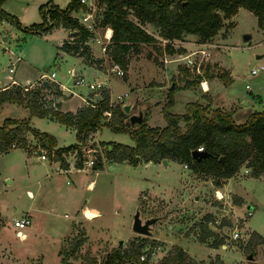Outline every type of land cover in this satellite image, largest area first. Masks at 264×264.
I'll return each instance as SVG.
<instances>
[{"label": "rangeland", "instance_id": "374dc122", "mask_svg": "<svg viewBox=\"0 0 264 264\" xmlns=\"http://www.w3.org/2000/svg\"><path fill=\"white\" fill-rule=\"evenodd\" d=\"M68 1L3 2L2 10L14 16L18 25L0 17V81L9 67L12 71L15 68L14 76L24 72L27 78L53 72L55 80L63 82L77 95H69L66 104L69 110L81 105L80 97H89L94 103L93 94L86 86H69L73 80L67 71L72 68L85 83L99 84L101 91L109 96L112 107L133 101L130 113H135L137 105L146 104L144 123L151 127L165 125L164 108L170 113L182 114L189 102H198L209 110L232 111L236 124L243 123L246 114L264 108V99L252 100V95L264 98V70L254 76L250 74L251 69L264 65V56L256 57L264 54V28L258 26L252 12L239 7L229 20L222 21L221 28L207 42L215 47L222 43L224 48L218 49L217 54V48L207 47L198 70L183 66L182 61L163 62L165 55L167 60L175 56L163 53V42L159 39L130 50L126 74L118 77L111 72L112 64L106 52L105 69H96L84 64L78 56L59 50V39L67 36L60 28L51 35L25 32L41 21L40 6L52 2L64 8ZM96 2L99 14L104 4L101 0ZM146 29L152 32L149 27ZM97 30L100 33L101 30ZM245 35L249 36L248 40H244ZM188 37L183 34L180 40L171 42L181 49L178 53L188 54L199 48L197 36V41ZM93 50L96 55L100 53L96 45ZM22 52L25 64H14L13 59L15 56L21 59ZM90 53L93 54L92 50ZM216 54L229 74L214 59ZM197 77L196 85L182 89L185 82L195 81ZM200 81L205 82L206 89L203 85L201 88ZM171 84L174 90L169 95ZM260 90L263 93H259ZM41 93L43 101L52 98L46 90ZM124 94L122 100L117 99ZM63 96L67 97L66 93ZM45 104L48 107V101ZM13 111L4 110L0 124L4 118L17 114L16 109ZM32 124L52 135L59 148L75 143L74 133L57 123L32 121ZM179 128L182 132L185 130L183 125ZM96 140L90 139L82 153L86 155L88 148L99 150L102 168L97 171L90 168L72 170L68 175L58 173L56 165L49 166L47 156L46 161H41L39 154L30 150L35 149L32 139H26L27 147L12 148L0 154V264H103L112 251L124 252L140 244L137 260L132 258L124 264H158L164 259L178 258V251L198 264H264V242L258 243L254 236L256 232L264 238V174L253 178L249 167L244 164L239 167L232 177L240 187L237 193H241L247 203L241 198L238 203L239 197L226 190L228 181L221 179L217 186L215 178L194 173L174 161L167 165L150 162L131 166L108 160L105 156L111 149L109 144L133 145L127 134L102 128ZM222 184L226 186L225 193L217 200L215 191ZM136 209L141 221L158 217L150 225V235L132 232ZM86 210L100 214L87 219ZM248 211L251 215H247ZM25 214L30 223L22 229L15 228L14 221ZM215 218L220 221L218 225L213 224ZM203 231L211 235L201 240ZM234 231H238L239 237L231 240Z\"/></svg>", "mask_w": 264, "mask_h": 264}, {"label": "trees", "instance_id": "16d2710c", "mask_svg": "<svg viewBox=\"0 0 264 264\" xmlns=\"http://www.w3.org/2000/svg\"><path fill=\"white\" fill-rule=\"evenodd\" d=\"M4 1L0 0V17L17 26L16 18L2 10ZM101 1L104 8L99 13V27H108L111 30L105 52L112 65L123 69L127 66L128 52L139 44H151L160 39L159 42L166 41L163 43V53L172 55L181 49L173 46L171 42L180 40L183 34L197 36L200 43L209 41L221 28L222 21L233 16L239 7L252 12L259 27L264 25V0ZM79 7L78 0H69L63 9L52 4L42 5L38 9L41 21L26 28L25 32L40 35L58 26L67 28L72 32V42H64L60 49L79 55L90 64L98 65L102 60L93 59L89 47L82 44L91 34L71 15ZM145 26L152 32L148 33ZM79 48L81 51H78ZM218 77L227 82L222 75ZM198 81L199 77L195 81L185 82L182 89H188ZM45 89L41 84L28 90L10 85L0 90V106L12 104L26 109L31 116H50L57 123L75 130L76 143L54 149V137L32 129L27 119H4L0 124V153L14 147H26V134L29 132L39 148L45 150L49 156L52 153L60 166H64L63 154L72 151H76V161L81 164L80 147L86 143L91 133L107 128L112 133L127 134L133 142L132 146L109 144L111 149L105 157L113 162H126L136 166L140 163H160L163 159L171 160L186 165V168L194 173L215 178L217 186L220 184L219 180L231 178L243 164L251 169L253 178L264 174V108L251 112L243 123L236 124L232 111L221 108L209 110L198 102H189L182 114H173L164 108L163 127L148 126L144 119L140 124L133 126L129 124L128 115L123 112L122 107L109 105L106 93H101V99L94 102V107L85 105L75 113H62L44 108L46 104L41 92ZM52 90L54 94L59 95L55 87ZM168 104H171V100H168ZM105 112L110 115H105ZM180 125L185 128L183 132L180 131ZM200 146L207 155L199 161H194L191 152ZM95 159L93 169H101V158L98 154ZM209 218L210 216L206 217V220ZM209 235L211 233L203 231L201 240ZM254 236L258 243L264 242L258 234L255 233ZM141 247L140 244L124 252L114 250L107 255L103 264H124L132 258L137 260ZM158 264L198 263L178 251V258L164 259Z\"/></svg>", "mask_w": 264, "mask_h": 264}, {"label": "crops", "instance_id": "0c3cea01", "mask_svg": "<svg viewBox=\"0 0 264 264\" xmlns=\"http://www.w3.org/2000/svg\"><path fill=\"white\" fill-rule=\"evenodd\" d=\"M47 2H50V1H47ZM69 2V1H68ZM49 4H52V5H56V4H54V3H49ZM68 4V3H67ZM2 5H3V3H2ZM2 5H1V7H2ZM42 5V4H41ZM57 7H59L58 5H56ZM59 8H61V7H59ZM65 8V7H64ZM61 9H63V8H61ZM239 9V8H238ZM232 17V16H231ZM230 17V18H231ZM230 18H228V19H226V20H229ZM39 23V22H38ZM261 27H263L264 28V25H262ZM61 29V30H63V31H66L67 32V36L66 37H63V38H61V39H59V41H58V49L59 50H61L63 53H68V52H65V51H63L62 49H60V42H66V43H70L69 41V39H72V36H71V34H72V32L69 30V29H67V28H63V27H61V26H58V27H56V28H53V29H51L50 31H48V32H46V33H44L45 35H51L50 33H52V31L54 32L55 30H57V29ZM101 32L102 31H100V33H96V35L98 36V38H101ZM111 35V30L109 29V36ZM187 36H189L188 38H191L192 40H196L197 41V39H196V36H194V35H190V34H186ZM103 41V40H102ZM72 42V41H71ZM104 42V41H103ZM198 44H201L200 42H197ZM196 43V44H197ZM188 44V43H187ZM195 44V45H196ZM198 44H197V46H198ZM211 44V43H210ZM221 45H217L216 47H215V45H214V47L215 48H217L216 50H217V54L219 53V51H218V49H222V48H224V45L222 44V43H220ZM93 45H96L97 47H99V50H100V46L98 45V44H96L95 42H90V44H89V46L88 47H90L91 49L90 50H92V52H93V54L92 53H90L91 54V57L93 58V59H101L102 61H101V63L100 64H98V65H95V64H90V63H88L87 61H85L84 59H83V57H81V56H79V55H75V54H71V53H68V54H70V55H72V56H78L79 58H81L82 60H83V63L84 64H86L87 66H93V67H95L96 69H105V67H106V59L104 60V58H105V52L103 53V52H101V50H100V53L99 54H95V52H94V50H93ZM178 48V47H177ZM213 49V48H212ZM62 52L60 53V55L62 56L63 54H62ZM217 54L215 55V57H214V59L216 60V62H218V65L220 66V67H222V68H224L222 65H220V62H219V60L217 59ZM102 55V57H98V56H101ZM23 52L21 53V59L18 57V56H15V58L13 59V62H14V64L15 63H20L21 62V64L23 65V64H25V57H24V59H23ZM264 56V54L263 55H257L256 57L257 58H261V57H263ZM13 62H11V64H10V66H12L13 67ZM255 68H258V67H255ZM255 68H253V69H255ZM10 69H12V68H8V73L5 75V78L3 79V80H1L0 81V90H2V89H4V88H6V87H8V86H10V85H15V86H20V87H22L23 89H26V90H28V89H33V88H35V85L38 87V85H40L43 81H46L49 85H54V86H57L58 87V91H59V95H56V94H54L52 91V89L54 88V86L52 87V89L51 90H49V89H45L46 91H48V93H49V95L52 97H50L51 99H47V100H45V103H46V101H48V107L47 106H44V108H46V109H52V110H58V111H60V112H62V113H65V112H70V113H75L76 112V110H78L79 108H82V107H84L85 105H86V103L87 102H90V98L88 97L87 99H84L83 97H80L81 98V101H82V103H81V105H77L74 109H72V110H69L67 107H66V104H67V102H68V100H69V95H75V96H77L71 89H70V87H68L67 85H65L63 82H61V81H58V80H55V74H54V77H53V79H51V80H48V79H41L40 78V76L42 75V74H40L39 76H37V77H33V78H27V77H25L24 76V72H19V74L17 75V76H14L13 74H14V70H15V68L13 67V71H10ZM225 69V68H224ZM227 72H228V70L227 69H225ZM264 70V68L262 69V70H260L258 73H256V74H251V71H250V74L252 75V76H254V75H257V74H259L261 71H263ZM68 74H69V77L73 80V82H72V84L71 85H69V86H82V85H84V86H86V88L90 91V92H92L91 93V95L93 94V95H95V92H93L92 90H90L89 88H88V84H92V83H85L84 82V80L82 79V81H81V83H79V84H76L75 82H76V80H78V79H80V78H82L81 76H79V75H77V73H76V71L74 70V69H69L68 71ZM71 73H73V75L71 76ZM228 74H229V72H228ZM216 79H214L213 81H215ZM69 81V80H68ZM204 83V82H203ZM207 85H208V80H207ZM131 85H132V82H131V84H130V87H131ZM207 85H206V88H207ZM247 87V86H246ZM56 88V87H55ZM149 89H150V87H149ZM204 91H205V89H204ZM100 94V96H101V93H102V91H101V88L99 89V90H96V94H98V93ZM66 93V95H67V97L65 96H63L64 94ZM104 93H106L105 91H104ZM259 93H263L262 92V90H260V92ZM107 94V93H106ZM93 95H92V98H93ZM47 96V95H46ZM124 97L126 96V94H124L123 95ZM253 97H252V100H255V101H257V99L258 98H261V99H264V98H262L261 97V95H252ZM48 97V96H47ZM62 97V98H61ZM123 99V98H122ZM108 102H111L110 100H109V96H108ZM245 102H246V104H247V101L245 100ZM127 103H131L132 104V107H133V101H129V102H127ZM144 104V103H143ZM245 104V105H246ZM109 105H111L110 103H109ZM123 105V104H122ZM121 105V106H122ZM139 105H141V104H139ZM139 105H137V106H139ZM15 106V107H14ZM136 106V107H137ZM143 106H145V108H144V111H146L147 110V105L146 104H144ZM248 106V105H247ZM246 107V106H245ZM16 109L17 111H15L17 114L16 115H14V117L13 116H10V117H6V118H4V119H27V121H28V125L32 128V129H34V130H36V131H38V132H43V129L41 130V128H40V130L37 128V127H35V126H33V124H32V121H38V122H45L46 124H49V123H57L53 118H51L50 116H46V117H42V118H40V117H36V116H31L30 114H29V112L26 110V109H24V108H22V107H20V106H16V105H12V104H3V105H1L0 106V115H1V113H3L4 112V110H6V111H9V112H12L14 109ZM132 109V108H131ZM146 109V110H145ZM259 109H255L254 111H258ZM14 112V111H13ZM235 112V111H234ZM250 114V113H249ZM248 114V115H249ZM247 114L245 115V117L247 118V116H248ZM233 117H234V114H233ZM245 118V119H246ZM3 119V120H4ZM144 119H145V116H144ZM2 120V121H3ZM2 123V122H1ZM146 123H147V121H146ZM57 124H59V123H57ZM59 125H61V126H63L64 128H65V130H69V131H71V132H73L74 133V136H75V130L73 129V128H71V127H67V126H64V125H62V124H59ZM100 130H98V131H96V132H93V133H91L90 135H89V139L86 141V143L83 145V146H81L80 147V153H81V164H79V163H77V161H75L76 160V151H72V152H68V153H66V154H63V159H64V166L62 167V166H60V164H59V162L58 161H56V160H54V158L53 157H51V156H49L47 153H46V151L45 150H43V149H40L39 148V145L37 144V141L36 140H34V138H33V136H32V134L31 133H27L26 134V139H32V140H34L35 142V149H30V150H33V152L34 151H36L37 152V154H38V150L40 149L41 150V152H43V153H45V156H47L48 158H49V166L50 165H52V166H55L56 165V167H57V172L59 173V172H62L63 174H66V175H68L72 170H74V171H83V170H87V169H90L91 168V170H93V171H97V170H99V169H93V167L92 166H89L88 164H87V160H88V154L86 153L87 151H85V153H86V155H84L82 152L84 151V149L86 148V147H84V146H86V144L89 142V140L90 139H93V138H95V140H96V138H97V133L99 132ZM43 133H46V132H43ZM48 134V133H47ZM50 135V134H49ZM52 136V135H51ZM55 139V138H54ZM55 141H56V139H55ZM96 142H99V141H97L96 140ZM75 143H76V138H75ZM74 143V144H75ZM34 145V144H33ZM71 145H73V144H71ZM68 146H70V145H68ZM68 146H65V147H68ZM26 147H27V145H26ZM14 148H16V147H14ZM13 148V149H14ZM61 148H64V147H61ZM54 149H59V146H58V142L56 141V146L54 147ZM98 149H96L95 150V154L93 155L94 156V158H95V155L96 154H98ZM91 153V151L89 152V154ZM1 154V153H0ZM39 157V159L41 160V161H46L47 160V158L45 157V158H41L40 157V155L38 156ZM88 157V158H87ZM100 158H101V155L99 156ZM171 160H168V163L170 162ZM148 163H150V162H148ZM139 165V164H138ZM184 166V165H183ZM187 169V168H186ZM188 170V169H187ZM234 179V177H232V178H228V179H224V181H228V183H227V185L229 186L228 188L225 186V184H222V187L221 188H219V190H217V191H219L221 194L222 193H225V191H224V189L223 188H225L226 187V190H228V192H232V194H234L235 196H237V197H239V199H238V203L239 202H241V199H242V201L244 202V203H247L245 200H244V196L240 193V194H238L237 193V189H239L240 187H239V185L236 183L237 181L236 180H233ZM210 182V181H209ZM91 184H92V182L90 181V182H88V184H87V188L89 189L90 188V186H91ZM233 185V186H232ZM225 186V187H224ZM30 195H32L31 193H30ZM241 198V199H240ZM250 207H248V209H249ZM85 212V211H84ZM97 214H100V213H97ZM24 216H27L26 214L24 215ZM256 233V232H255ZM256 234H258V233H256ZM263 240H264V238L260 235V234H258ZM253 257V256H252ZM252 259V258H251Z\"/></svg>", "mask_w": 264, "mask_h": 264}, {"label": "built area", "instance_id": "2783aa9c", "mask_svg": "<svg viewBox=\"0 0 264 264\" xmlns=\"http://www.w3.org/2000/svg\"><path fill=\"white\" fill-rule=\"evenodd\" d=\"M78 3L80 5L79 9L72 12L71 15H72V17L77 19L79 25H81L86 31H88L91 34L90 37H88L85 42H82V44L88 46L90 44V42H95L96 44H98L100 46L101 52L104 53L105 47L109 43V39H110L109 28L108 27H105V28L99 27V18L100 17L98 16L99 14L97 13L98 8H97L96 0H78ZM97 29H100L102 31L101 32V38H98V36L96 35V33L98 31ZM69 40H70L69 42L72 41V39H69ZM162 42L165 43L166 41H162ZM63 43L64 42H60V46L63 45ZM198 47L199 48H197L196 51H192L188 54L175 53V54L169 55V57L175 56L176 58L174 57V58H171L168 60L166 59L167 55H165V59H163V62L166 63L168 61H176V62L182 61L183 66L189 67L191 69L196 67V70H198L201 62L203 61V58L205 57L207 49H209L207 47L215 48L213 44H209L208 42L198 44ZM78 51H81V48H79ZM263 68H264V65H260L258 68L251 69V74H256L260 70H262ZM111 70H112L111 72H113L114 75L118 76V77H124L126 74L125 69H123V68H121L115 64L112 65ZM10 71H12V69H10ZM72 75H73V73H71V76ZM53 77H54L53 72H51L49 74H42L40 76L41 79H48V80L53 79ZM81 81H82V78L76 80L75 83L79 84V83H81ZM202 83H203V81H200L201 88L203 89ZM88 88L96 93V90H99L101 88V86L99 84H88ZM24 90H26V89H24ZM123 97L124 96H118L117 99L122 100ZM92 100L95 102V100L93 98H92ZM86 105H88L90 107L95 106L94 103H92V102H87ZM105 115L109 116L110 114L108 112H105ZM12 147H14V145H12ZM95 150L96 149H91V148L86 149V151H87L86 153L88 154V157H89L87 160V164L89 166H92L95 162L94 156H90L89 152L95 151ZM196 150L198 152L203 151L201 146L197 147ZM34 152L36 153V151H34ZM39 155L41 158L46 157L45 153H43V152H40ZM51 157H53L52 153H51ZM184 167L186 168V165H184ZM215 197L217 200L222 199V195L219 191H215ZM247 215H251V212L248 211ZM219 222L220 221L218 218L213 219V224L218 225ZM29 223H30L29 217L28 216H22L21 218L16 219L14 221L13 226L17 229H22L25 226H27ZM238 237H239L238 231H234L230 236L231 240H236Z\"/></svg>", "mask_w": 264, "mask_h": 264}, {"label": "water", "instance_id": "95a60500", "mask_svg": "<svg viewBox=\"0 0 264 264\" xmlns=\"http://www.w3.org/2000/svg\"><path fill=\"white\" fill-rule=\"evenodd\" d=\"M243 38H244V40H248L249 36L245 35ZM41 85H43L46 89H49V90L52 89L51 86L46 81H43L41 83ZM172 88H173V84H171L168 87V90L170 91V90H172ZM93 99L95 101L100 100L101 99L100 94L98 93V94L93 95ZM243 104H246V102L244 101ZM121 107H122L123 112L128 115V122L130 125H137L143 121V119H144V108H145L143 105L137 106L135 108L136 109L135 113H133V112L130 113L131 108H132L131 103L123 104ZM40 152H41V150L39 149L38 154H40ZM94 154H95V151H91L90 156H93ZM206 155H207V153H204L203 151L198 152L197 150H194L191 152V158L194 161H199L200 159L204 158ZM220 160H222V158H220ZM161 163L163 165H167L168 160L163 159V160H161ZM98 215L99 214H97V213H95V214L90 213L89 210H86L84 212V216L87 219H92ZM157 220H158V217H151V218L145 219L144 221H141V219L139 217V211H138V209H136L134 212L133 218H132L131 230L133 233L138 234V235H146V236L150 235L151 234L150 225L154 224ZM119 243H122V242L119 241ZM251 257L252 256H248L249 259H251ZM31 264H37V262H31Z\"/></svg>", "mask_w": 264, "mask_h": 264}, {"label": "bare ground", "instance_id": "6f19581e", "mask_svg": "<svg viewBox=\"0 0 264 264\" xmlns=\"http://www.w3.org/2000/svg\"><path fill=\"white\" fill-rule=\"evenodd\" d=\"M202 85H203V87L206 89V84H205V82L202 83ZM90 213H91V212H90ZM92 214H95V213H92Z\"/></svg>", "mask_w": 264, "mask_h": 264}]
</instances>
